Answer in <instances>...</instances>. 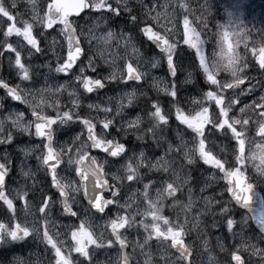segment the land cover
Returning <instances> with one entry per match:
<instances>
[{
  "label": "snow or ice",
  "instance_id": "6c2138e0",
  "mask_svg": "<svg viewBox=\"0 0 264 264\" xmlns=\"http://www.w3.org/2000/svg\"><path fill=\"white\" fill-rule=\"evenodd\" d=\"M28 5L0 0V69L19 81L0 77V264L35 242L44 264H264V29L233 12L209 27L210 0ZM201 160V192L225 183L197 208L177 163Z\"/></svg>",
  "mask_w": 264,
  "mask_h": 264
},
{
  "label": "rangeland",
  "instance_id": "374dc122",
  "mask_svg": "<svg viewBox=\"0 0 264 264\" xmlns=\"http://www.w3.org/2000/svg\"><path fill=\"white\" fill-rule=\"evenodd\" d=\"M9 1L10 2H13V0H9ZM233 1H234V4L240 5L238 3L240 0H233ZM246 1H251L250 11L253 14H255V16H257V18H258V20L256 22V29L257 30L264 29V0H245V6H246ZM15 2L18 5L19 11L21 13H25V15H24L23 18L24 19H28V15H27L28 10H29L28 0H15ZM113 2H114V0H113ZM130 2H132V0H130ZM175 2H176V0H162L159 3V5H165L167 3L168 5H171V7L173 8V7H175ZM154 3H155V1H154ZM198 3H202V0H191V7L193 9L197 8ZM228 3H229V0H226L225 1V5H228ZM157 11L163 14L165 12V9L162 8V7H158L157 8ZM168 11H171V9L168 8ZM250 11H249V13H250ZM243 13L244 12L241 9L238 11V15L239 16H241V15L243 16ZM153 14L155 15V13H153ZM259 14H261V15H259ZM189 19L191 20V17H189ZM243 22L246 23V19L243 20ZM160 23L161 24L168 23L167 22V19H166V17L164 15H161V17H160ZM177 26L180 29V31H183V27H184L183 26V16H180L179 17ZM168 27H172V24L169 23L168 24ZM176 38H178V37H176ZM0 39H2V37H0ZM15 39H16L15 37L9 38V42H13ZM9 71H10L9 70V67L8 68L7 67L6 68H3V70H2V77L5 80H9V82H16V80L15 81H11L10 80ZM157 71H161V68L160 69H157V70H153V73L152 74L155 75V76H157L158 75L156 73ZM163 74L164 73L160 74L159 76H163ZM253 74L254 73H252L251 75L254 76ZM256 82L257 81H254L252 84H255L256 85L257 91L259 92L260 85L258 83H256ZM249 86H251V85H249ZM188 87L190 89L192 88L191 85H189ZM185 103H187V101H185ZM191 107H194V106H191ZM0 119H3V115H0ZM216 145H217V147H216V150L214 151V155H219L220 148H226L227 147V141L217 140L216 141ZM191 146L192 145L189 144V147H191ZM199 163L201 164L202 169H205V166H208L207 168H211L210 165H204L202 160L199 161ZM177 171L179 172L181 181H183L184 179H188V181H190L189 175L188 176H185V173L188 174L187 170L185 168L183 170H181L180 169L179 162L177 163ZM251 171H252L251 168H249V173H251ZM202 172H200L199 175L202 176V177H206L207 179L209 177H211V175H212L211 172L204 173L203 175H201ZM218 181L219 180L210 181V186L215 185V187L212 188V189H210L209 192H208V194H209L210 197H214V196L215 197H218L219 194L223 191V186L221 184H219ZM19 183L21 184L20 181H19ZM28 183L31 184V181L29 180ZM189 187H190V183L188 182V185L184 189V191H185V196L183 198L184 200L188 196L187 188H189ZM201 188H204V185H202ZM260 188L261 189H264V186H261ZM201 194H202L201 191H199V193H195L194 192V189H192V198H193V200L199 202L203 206L204 201H203L202 197L200 196ZM184 202H187V200L184 201ZM201 205H197L196 204L195 207L200 208V207H202ZM177 212H181L180 208H176V211H172L171 210V207H169L168 210L165 211V214L166 215H173L174 216ZM192 216H195V213H192L191 216H190V218ZM181 217L183 218V213L182 212H181ZM196 235H197V233L195 231H193V232L190 233V237L191 238H195ZM129 239L130 240L135 239V236L134 235L133 236H130ZM211 239H212V242L214 244L215 243V240H213L214 237H211ZM232 241L233 240L230 238L229 241H228V243H233L234 241L233 242ZM197 243H199L198 240H197ZM43 250H44V244L43 243H39V242L30 243L29 245H27L25 247H17L16 256L18 257V260L21 262V264H36L37 261H40V264H44V260H45L46 254L44 253ZM128 251L131 252V249H129ZM30 252L32 253L31 256L29 255ZM112 258H113V260L116 259V253H112ZM138 258L141 259V260H143V257H138ZM9 259H11V257H9ZM98 259L101 260V261H104L105 264H106V257L104 256L103 253H100L99 254Z\"/></svg>",
  "mask_w": 264,
  "mask_h": 264
},
{
  "label": "trees",
  "instance_id": "16d2710c",
  "mask_svg": "<svg viewBox=\"0 0 264 264\" xmlns=\"http://www.w3.org/2000/svg\"><path fill=\"white\" fill-rule=\"evenodd\" d=\"M225 1L226 0H215L213 4V10L211 11L212 16H211V23L209 24V27H211L212 23L223 24L227 22V20L229 19L228 12H233L236 15H238V11L240 10V7L234 4L233 0H229L228 5H225ZM246 6H249V5L246 4ZM246 6H245L243 16L241 15V18L242 20L246 19V23L245 22L243 23L247 26V28L254 27L256 26L255 20L252 17V15L249 13L250 10Z\"/></svg>",
  "mask_w": 264,
  "mask_h": 264
},
{
  "label": "water",
  "instance_id": "95a60500",
  "mask_svg": "<svg viewBox=\"0 0 264 264\" xmlns=\"http://www.w3.org/2000/svg\"><path fill=\"white\" fill-rule=\"evenodd\" d=\"M254 207L257 209V210H259V197H257L256 198V202H255V204H254ZM255 223V222H254Z\"/></svg>",
  "mask_w": 264,
  "mask_h": 264
},
{
  "label": "bare ground",
  "instance_id": "6f19581e",
  "mask_svg": "<svg viewBox=\"0 0 264 264\" xmlns=\"http://www.w3.org/2000/svg\"><path fill=\"white\" fill-rule=\"evenodd\" d=\"M18 10H19V8H18Z\"/></svg>",
  "mask_w": 264,
  "mask_h": 264
}]
</instances>
